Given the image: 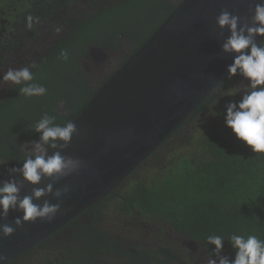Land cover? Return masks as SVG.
I'll list each match as a JSON object with an SVG mask.
<instances>
[{"label": "trees", "instance_id": "16d2710c", "mask_svg": "<svg viewBox=\"0 0 264 264\" xmlns=\"http://www.w3.org/2000/svg\"><path fill=\"white\" fill-rule=\"evenodd\" d=\"M162 1L0 0V68L30 67L34 82L47 89L46 95L28 99L15 86L3 103L0 101V115L27 100L25 105L38 104L44 114L58 118L53 105L59 99L58 76L69 70L71 63L75 65L90 45L110 43L117 47V34L135 42V48L143 44L173 11L165 4L162 8ZM29 15L39 18L31 29L26 27ZM14 49L18 53L12 58ZM62 50L68 53L67 61L60 58ZM9 60L14 62L11 67ZM242 78L228 74L175 131H183L178 139L176 135L169 138L130 175L134 188L129 191L127 187L121 197L128 211L135 209L152 216L158 224L167 223L197 242V248L208 257L215 251V246L207 243L210 235L223 237L220 254L229 259L235 256L231 235L254 234L264 240V154L252 152L225 125L226 105L238 103L243 91L224 95ZM75 81L79 86L84 84L77 77ZM21 118L11 121L14 130ZM61 118L58 124L63 125Z\"/></svg>", "mask_w": 264, "mask_h": 264}, {"label": "water", "instance_id": "95a60500", "mask_svg": "<svg viewBox=\"0 0 264 264\" xmlns=\"http://www.w3.org/2000/svg\"><path fill=\"white\" fill-rule=\"evenodd\" d=\"M166 1L172 13L140 46L134 49L121 35L117 47L90 45L85 58L76 59V77L100 86L71 119L78 134L62 155L79 158L87 167L54 183V190L71 186L54 220L28 222L8 238L0 235L6 264L117 188L178 134L175 131L228 76L233 56L222 53L221 45L230 33L219 29L216 17L227 10L251 23L257 0ZM50 182L43 180L39 186ZM33 187L24 183L21 197L30 195ZM43 199L60 202L52 195ZM19 215L10 210L0 223H11Z\"/></svg>", "mask_w": 264, "mask_h": 264}, {"label": "clouds", "instance_id": "9594fccd", "mask_svg": "<svg viewBox=\"0 0 264 264\" xmlns=\"http://www.w3.org/2000/svg\"><path fill=\"white\" fill-rule=\"evenodd\" d=\"M39 23V18L26 17V27L31 29ZM219 29H227L230 35L221 45L222 53L233 56V63L228 66L229 77L237 75L248 81L243 87V95L238 103L226 105L225 125L231 129L235 137L242 141L255 154H264V0H257L251 23L227 10L216 17ZM57 32L60 29H56ZM60 58L67 61L68 53L62 50ZM31 67H35L32 65ZM30 67L10 68L0 83L19 87V94L25 97H42L47 89L34 82ZM241 92L237 88L227 91L224 96H235ZM218 103V102H217ZM55 116L45 114L36 122L34 131L41 134L38 142H30L22 147L31 148L23 160V167L12 168L13 178L0 182V221H6L11 211L22 213L11 223H0V235L11 237L15 231L28 222L47 220L51 222L61 210L62 197L71 191L70 185L54 190V183L60 178L78 174L87 167L85 161L62 155L70 144L78 129L73 121L57 124ZM50 150H55L49 155ZM19 173L20 179L16 178ZM43 180H50L40 187ZM33 187L30 195L21 197L23 184ZM54 196L58 203H50L43 199ZM43 199V203H38ZM207 243L215 246L213 255L207 264H264V240L254 234L230 237L235 250L234 259L221 255L224 239L219 235L207 237ZM215 257L213 259L212 257ZM7 257L0 255V264H6Z\"/></svg>", "mask_w": 264, "mask_h": 264}, {"label": "flooded vegetation", "instance_id": "af4514ba", "mask_svg": "<svg viewBox=\"0 0 264 264\" xmlns=\"http://www.w3.org/2000/svg\"><path fill=\"white\" fill-rule=\"evenodd\" d=\"M163 4L171 7L166 0L162 1V8H164ZM130 43L135 49V42L130 40ZM87 49L88 47L85 55ZM17 51V49L11 50L12 58L18 53ZM85 55L76 59H83ZM14 60L15 58L11 61ZM12 64L14 62L9 67ZM71 65L73 68L72 66L69 70L67 68L66 72L58 76L57 81L60 83L55 84L58 86L59 95L57 97L59 99L53 102L54 113L58 116L55 117L57 124L59 116L64 119L63 124L77 116L100 86V84L96 87L89 86L83 81L81 82L84 84L81 86L76 84V81L74 82L76 64L71 63ZM8 69L0 68V81ZM14 87L0 83L2 103ZM26 101L24 105L13 110H5L0 115V117L5 116L4 120H0V182L13 178L10 169L23 167V160L28 153L24 151L22 145L39 141L41 135L34 131V126L45 114L39 110L38 104L25 105ZM23 110L27 116L24 113V117L21 118ZM19 118L21 123H18L17 130H14L15 123L12 125L11 121ZM179 135L180 132L175 138L178 139ZM9 172L10 176H8ZM132 176L124 179L114 192L111 191L101 201L7 264H203L197 261L195 257H199L191 255L192 252L189 250L190 244L198 247L197 242H191L167 223L158 224L152 216L135 209L128 211L124 207L121 197L124 196L127 187L129 191L134 188ZM16 178L20 179L19 173L16 174ZM181 244L186 251L182 250Z\"/></svg>", "mask_w": 264, "mask_h": 264}, {"label": "rangeland", "instance_id": "374dc122", "mask_svg": "<svg viewBox=\"0 0 264 264\" xmlns=\"http://www.w3.org/2000/svg\"><path fill=\"white\" fill-rule=\"evenodd\" d=\"M248 84V81L245 80L244 78H242L238 84L234 87L235 89L239 88V89H243V87L247 86ZM182 240V238H179ZM183 242V241H182ZM187 242V241H186ZM182 246V244H181ZM190 251L192 252L191 255H196L198 256L199 258L195 257L197 259V261L199 262H202L203 264H207V259H208V256L205 254V252L197 247H195L193 244H190ZM183 247V246H182ZM183 251H186L185 248L183 247L182 249Z\"/></svg>", "mask_w": 264, "mask_h": 264}]
</instances>
